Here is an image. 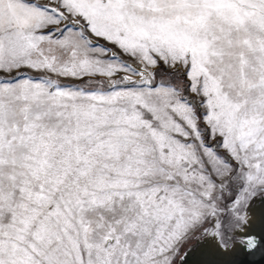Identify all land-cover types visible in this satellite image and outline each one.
I'll use <instances>...</instances> for the list:
<instances>
[{
    "label": "snow or ice",
    "instance_id": "1",
    "mask_svg": "<svg viewBox=\"0 0 264 264\" xmlns=\"http://www.w3.org/2000/svg\"><path fill=\"white\" fill-rule=\"evenodd\" d=\"M264 205V0H0V264H187Z\"/></svg>",
    "mask_w": 264,
    "mask_h": 264
},
{
    "label": "bare ground",
    "instance_id": "2",
    "mask_svg": "<svg viewBox=\"0 0 264 264\" xmlns=\"http://www.w3.org/2000/svg\"><path fill=\"white\" fill-rule=\"evenodd\" d=\"M251 224L247 235L255 236L256 241L264 243V205L257 201L251 210ZM240 245H235L230 251L223 252L214 243H204L190 251L186 257L187 264H239L245 261Z\"/></svg>",
    "mask_w": 264,
    "mask_h": 264
},
{
    "label": "water",
    "instance_id": "3",
    "mask_svg": "<svg viewBox=\"0 0 264 264\" xmlns=\"http://www.w3.org/2000/svg\"><path fill=\"white\" fill-rule=\"evenodd\" d=\"M239 264H264V243L257 242L254 248H247V257Z\"/></svg>",
    "mask_w": 264,
    "mask_h": 264
},
{
    "label": "rangeland",
    "instance_id": "4",
    "mask_svg": "<svg viewBox=\"0 0 264 264\" xmlns=\"http://www.w3.org/2000/svg\"><path fill=\"white\" fill-rule=\"evenodd\" d=\"M238 245H240V244H238ZM196 247H198V245H196L195 248ZM240 247L242 248L243 254H244L245 258H246L247 257V247L246 246H242V245H240Z\"/></svg>",
    "mask_w": 264,
    "mask_h": 264
}]
</instances>
